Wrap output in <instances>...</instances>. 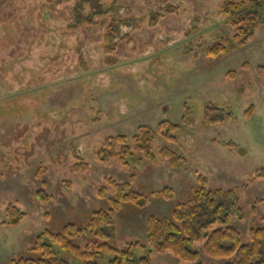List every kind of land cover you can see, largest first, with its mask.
<instances>
[{"label": "rangeland", "instance_id": "1", "mask_svg": "<svg viewBox=\"0 0 264 264\" xmlns=\"http://www.w3.org/2000/svg\"><path fill=\"white\" fill-rule=\"evenodd\" d=\"M227 1L0 0V264L36 256L29 248L43 231L82 228L114 195L105 179L129 182L132 174L131 187L148 198L113 217L106 241L114 247L145 242L146 218L169 216L199 175L208 189L234 191L229 224L248 242L264 215V178H255L264 167V74L256 70L264 71V17L252 38L228 47ZM111 21L115 31L106 36ZM221 42L226 53L205 55ZM207 106L220 110L213 117L221 123L204 122ZM163 120L176 125V141L157 135L153 162L140 153L127 166L96 157L106 137L130 139L138 126L156 130ZM162 146L187 163L171 168ZM77 163L87 169L75 171ZM164 187L173 190L169 200L152 194ZM9 204L24 214L16 225ZM195 249L197 261L225 262L206 256L202 243ZM150 257L193 264L169 251Z\"/></svg>", "mask_w": 264, "mask_h": 264}, {"label": "trees", "instance_id": "2", "mask_svg": "<svg viewBox=\"0 0 264 264\" xmlns=\"http://www.w3.org/2000/svg\"><path fill=\"white\" fill-rule=\"evenodd\" d=\"M222 12L227 25L234 29L233 37L225 40V43L229 44L228 47L240 45L254 36L255 30L263 21L264 0H229ZM114 31V23L111 21L107 26L106 36ZM222 43L207 48L205 55L216 57L220 53H226L228 47ZM256 70L259 75L264 74L261 67ZM228 75L233 77L234 73ZM217 112L220 113V110L207 106L204 122L221 123L223 118L220 115L213 117ZM175 128L176 125L167 120L159 122L156 130L147 125H140L130 139L125 135L106 137L95 155L100 161L115 158L122 166H127V161L133 159L135 153H140L144 161L153 162L155 156L152 145L157 135L168 141H176L172 135ZM158 153L171 168H178L187 163L183 156L168 147H160ZM73 169L83 172L87 165L77 163ZM134 177L132 174L130 181L123 183L107 177L105 180L111 186L114 195L108 197L106 209L93 211L82 228L67 223L59 232H41L29 248L31 253L37 255L12 257L9 264H155L151 261L150 254L166 251L185 262L213 264L197 261L199 254L195 246L199 243H202V250L206 256L224 259L223 264H264L262 249L264 215L261 218L263 224L251 227L248 231V242H243L241 233L229 224L228 209L234 206L231 202L234 191L208 189L206 178L200 175L191 195L184 201L176 203L169 216L149 215L146 218L145 242L134 241L126 243L121 248L114 247L106 241V238L111 236L108 229L114 231L113 217L125 204L142 207L148 198L131 187ZM255 178H264V167L255 172ZM172 192V188L164 187L152 194L169 200ZM36 197L41 202L47 199L41 191L36 193ZM99 197L105 198L104 190L99 192ZM5 213L12 225L18 224L24 215L13 204L6 207ZM80 236H88L90 239L85 244L76 242ZM139 250L145 251L146 254L136 255Z\"/></svg>", "mask_w": 264, "mask_h": 264}]
</instances>
